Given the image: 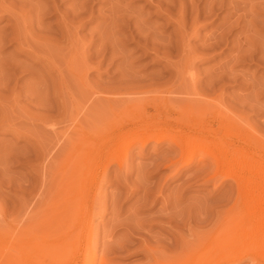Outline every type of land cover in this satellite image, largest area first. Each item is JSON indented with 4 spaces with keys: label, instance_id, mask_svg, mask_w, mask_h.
Segmentation results:
<instances>
[{
    "label": "rangeland",
    "instance_id": "1",
    "mask_svg": "<svg viewBox=\"0 0 264 264\" xmlns=\"http://www.w3.org/2000/svg\"><path fill=\"white\" fill-rule=\"evenodd\" d=\"M167 1L0 0V252L58 254L87 206L78 242L90 227L97 264L216 237L227 262L258 263L261 221L244 213L264 192L216 175L208 152L230 132L264 147V0ZM190 136L185 163L173 138Z\"/></svg>",
    "mask_w": 264,
    "mask_h": 264
},
{
    "label": "bare ground",
    "instance_id": "2",
    "mask_svg": "<svg viewBox=\"0 0 264 264\" xmlns=\"http://www.w3.org/2000/svg\"><path fill=\"white\" fill-rule=\"evenodd\" d=\"M162 1V0H161ZM169 1V0H168ZM166 2V5L171 4L169 1ZM177 1V0H176ZM159 3V2H158ZM174 3V2H173ZM172 3V4H173ZM212 3V2H211ZM163 4V3H161ZM159 6V4H157ZM160 7V6H159ZM184 9V8H183ZM160 10V8H159ZM140 31V30H139ZM148 37V36H146ZM149 38V37H148ZM146 40V39H145ZM195 85V83L193 84ZM194 92V91H193ZM195 95H199L198 93ZM158 114H149L147 115V121H152L156 118ZM146 117V116H144ZM146 120V119H145ZM194 117L185 120V123H189L190 128H195L199 135L208 134L215 130L212 124H202V122L198 121L196 124L192 123L194 121ZM165 123H169L170 120L165 118L162 120ZM183 121V120H181ZM229 123V122H228ZM217 125L219 128L227 126L226 122L223 119H218ZM232 125V124H231ZM229 125V126H231ZM228 126V127H229ZM194 136V135H193ZM190 136L187 140H183L182 138H173V143L178 146L182 153L185 148L189 147L192 138H196ZM85 137V136H84ZM192 137V138H191ZM88 138V137H87ZM160 138V137H159ZM215 138H219V142L215 141L214 150L209 151L208 154L215 162V173L222 172V179L223 178H230L234 181L235 187L237 189L246 188V189H259L261 192H264V147L259 146L257 144V139L255 140L252 137H248L245 139H238L235 133H228L227 140L221 139V136L218 135ZM85 139V138H84ZM83 139V140H84ZM113 139V135L111 133L100 132L98 137V142H100V149L101 152L108 151L110 148L111 141ZM199 140V138L197 139ZM203 141V140H201ZM188 154V150L186 151ZM184 152V153H186ZM192 153V151L190 152ZM186 154L188 157L185 160V163H188L192 159L191 154ZM193 154V153H192ZM92 158H89L91 161H98L101 158V153L96 152L95 155L91 154ZM258 158V159H257ZM225 170V171H224ZM214 173V174H215ZM91 186V185H90ZM83 194V193H82ZM253 205L244 213V216L249 218L252 222H260L258 226V233H264V193H260L255 197L253 201ZM89 207L84 206V210L77 216H73L72 219V226L76 230L71 229V227L66 231L65 234V241L61 244V250L58 253L55 251L52 254L50 251H42L37 250L32 247L31 251V244L27 241L25 242H18L16 239H12L14 241L7 247L1 248L3 251L6 249L4 256V260L2 264H97L95 259V249L91 243V228L88 227L87 229V239L84 244H80L78 242V235H80L79 230L81 229V221L85 220L86 217H89ZM189 216V215H188ZM188 218V217H186ZM78 226V227H77ZM77 227V228H76ZM71 229V230H70ZM73 231V232H71ZM77 232V233H76ZM23 235V234H22ZM214 237V236H213ZM26 238V237H24ZM220 238V237H219ZM219 238H215L211 243L208 240V244L204 247L196 250H192L188 247L186 250H180L181 252L177 255H171L174 260H169L166 258L161 260L152 259L150 264H237L235 260H231L230 262L226 261L223 255V245ZM10 241V240H9ZM23 241V240H22ZM264 243V241H262ZM5 246V245H4ZM36 247V246H35ZM10 249V250H9ZM1 250V252H2ZM35 250V252H33ZM8 251V252H7ZM149 254H153V250L149 249ZM0 252V255L2 254ZM175 253V252H174ZM167 254V255H168ZM153 258V257H152ZM161 259V258H160ZM157 260L161 261L158 262ZM257 264H264V244H262L260 248V253L257 255ZM47 261V262H46ZM104 259L99 261V264H105Z\"/></svg>",
    "mask_w": 264,
    "mask_h": 264
}]
</instances>
